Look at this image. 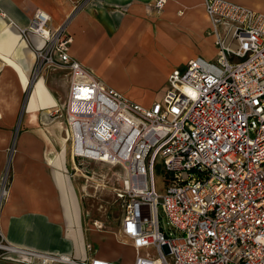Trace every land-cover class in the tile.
I'll return each mask as SVG.
<instances>
[{"label": "built area", "instance_id": "obj_1", "mask_svg": "<svg viewBox=\"0 0 264 264\" xmlns=\"http://www.w3.org/2000/svg\"><path fill=\"white\" fill-rule=\"evenodd\" d=\"M203 5L215 55L198 54L173 67L161 99L146 104L73 57V38L52 27L42 9L19 29L40 68L67 70L64 103L42 112L66 118L74 169L92 162L124 168L116 191L123 205L119 231L135 255L130 263L75 258L1 240L0 258L27 264H264V10L232 0ZM220 26L226 27L223 36ZM157 161L163 194L155 188ZM150 247L153 253L141 254Z\"/></svg>", "mask_w": 264, "mask_h": 264}, {"label": "crops", "instance_id": "obj_2", "mask_svg": "<svg viewBox=\"0 0 264 264\" xmlns=\"http://www.w3.org/2000/svg\"><path fill=\"white\" fill-rule=\"evenodd\" d=\"M77 1L0 0L9 20L0 15V178L7 173L10 180L6 188L0 185V239L40 252L130 263L135 250L120 234L121 219L113 232L117 240L95 227L97 220L83 223L66 118L42 112L64 103L66 71L64 78L41 71L31 80L35 53L19 28L27 27L38 9L50 15L52 27L65 23L73 38L70 53L110 86L102 69L116 57L142 55L150 63L156 50L174 64L198 54L213 57V35L206 31L204 0H165L160 8L157 0H80L76 9ZM232 1L264 10V0ZM172 68H166L162 81ZM46 116L52 119L42 121ZM0 264L27 263L0 258Z\"/></svg>", "mask_w": 264, "mask_h": 264}, {"label": "rangeland", "instance_id": "obj_3", "mask_svg": "<svg viewBox=\"0 0 264 264\" xmlns=\"http://www.w3.org/2000/svg\"><path fill=\"white\" fill-rule=\"evenodd\" d=\"M80 2V0L77 1L75 6L76 9L80 7ZM4 13V10L0 6V15L8 20ZM65 26V23H62L60 29H62L63 33L72 38L71 33L65 29ZM225 29V26L219 27L221 36L225 34ZM29 46L30 45L27 47L30 49L31 47ZM209 50L212 51V48H209ZM130 55L116 57L113 61L107 63L108 66L104 67L102 70L107 75V80L115 89L121 90L129 99L142 104H146L142 98H147L151 101L160 100L165 90V81H162V77L163 74H165L166 68L168 66H170V68L174 66L182 67L184 63L174 64L172 59H168V57L161 55L157 50L155 52L156 60L149 59L150 63L143 61L142 55ZM41 71H46L47 76L56 75L55 77L64 78V73L67 70L58 66L40 68L34 61L32 70L30 71V79L33 80L37 73ZM97 74L102 76L100 73ZM51 119V117L47 116L42 117V121L44 122H48ZM64 132L63 130V133ZM66 135H64L65 138ZM77 168L78 169H72L71 172H76L73 182L78 186L76 191L78 198H80L83 223L85 222L84 224L87 226L88 222L89 224H93V221L97 220L99 224L97 223L95 227L106 233L108 239L117 240L113 232L117 230L123 214V205L120 200L117 199L116 191L117 188L123 185L124 168L120 165L93 162L88 163L84 169L82 167ZM154 169L156 191L159 194H163L165 192L164 172L162 171L163 169H161V163H159V161L156 162ZM8 181H10L9 176L7 173H3L0 178V185L6 188ZM82 185L83 189L80 187ZM159 217L160 224L165 225V218L161 210H159ZM2 243H4V241ZM107 247L109 248L112 246L108 245ZM146 250L153 253L150 247L147 249L143 248L141 254H145Z\"/></svg>", "mask_w": 264, "mask_h": 264}, {"label": "bare ground", "instance_id": "obj_4", "mask_svg": "<svg viewBox=\"0 0 264 264\" xmlns=\"http://www.w3.org/2000/svg\"><path fill=\"white\" fill-rule=\"evenodd\" d=\"M37 11H38V10H37ZM43 11H44V10H43ZM19 29H20V28H19ZM19 32H20V30H19ZM20 35H21V33H20ZM21 36H22V35H21ZM22 38H23V37H22ZM23 39H24V38H23ZM33 51H34V50H33ZM34 53H35V51H34ZM36 54H37V53L34 54V57H35ZM63 130H64V129H63ZM58 133H59V132H58ZM68 135H69V134H68ZM63 137H64V138H62V140L64 141V139H66V138H65L64 135H63ZM63 141H61V142H63ZM104 164H105V163H104ZM77 169H78V168H77ZM109 249L112 251V248H109Z\"/></svg>", "mask_w": 264, "mask_h": 264}, {"label": "water", "instance_id": "obj_5", "mask_svg": "<svg viewBox=\"0 0 264 264\" xmlns=\"http://www.w3.org/2000/svg\"><path fill=\"white\" fill-rule=\"evenodd\" d=\"M2 191H1V189H0V193H1Z\"/></svg>", "mask_w": 264, "mask_h": 264}]
</instances>
